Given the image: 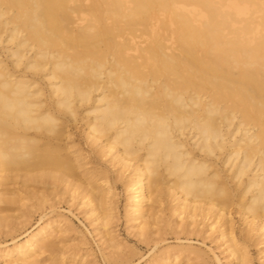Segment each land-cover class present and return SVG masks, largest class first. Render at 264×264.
Instances as JSON below:
<instances>
[{
  "label": "bare ground",
  "instance_id": "obj_1",
  "mask_svg": "<svg viewBox=\"0 0 264 264\" xmlns=\"http://www.w3.org/2000/svg\"><path fill=\"white\" fill-rule=\"evenodd\" d=\"M1 47L0 185L40 170L79 188L69 122L81 109L91 152L130 169L138 225L166 185L177 216H213L223 236L236 203L264 234V0H0ZM97 174L81 197L105 224L110 186L97 181L110 176ZM55 232L38 229L16 253L56 254Z\"/></svg>",
  "mask_w": 264,
  "mask_h": 264
},
{
  "label": "rangeland",
  "instance_id": "obj_2",
  "mask_svg": "<svg viewBox=\"0 0 264 264\" xmlns=\"http://www.w3.org/2000/svg\"><path fill=\"white\" fill-rule=\"evenodd\" d=\"M7 53L8 49L0 48V57L7 59ZM41 84L48 94L46 80ZM86 114L79 109L77 119L69 122L81 153L82 166L72 175L79 188L41 176L40 170L11 172L7 183L0 185V264H21L24 257L39 264H264V234L247 223L236 203L228 207L222 236V226L213 223V216L202 217L199 210L192 217L177 216L172 210L177 200L163 185V199L155 217H150L146 226L138 225L132 219L124 186L130 169L119 168L117 163L111 166L109 155L91 152L85 137ZM100 172L110 176L109 184L103 178L97 181L102 188L110 186L107 204L101 209L107 213L105 224L81 197L88 177L96 178ZM47 225L56 229L52 238L56 254L37 250L31 257H21L16 253L32 234ZM229 231L245 251L243 263L231 252Z\"/></svg>",
  "mask_w": 264,
  "mask_h": 264
}]
</instances>
